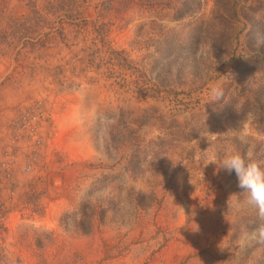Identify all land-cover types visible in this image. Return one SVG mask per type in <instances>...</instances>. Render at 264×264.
<instances>
[{"label":"rangeland","instance_id":"rangeland-1","mask_svg":"<svg viewBox=\"0 0 264 264\" xmlns=\"http://www.w3.org/2000/svg\"><path fill=\"white\" fill-rule=\"evenodd\" d=\"M56 1L0 0V264H264V218L220 167H264V68L234 71L264 52V0L110 38ZM76 1L88 21L105 3ZM37 13L51 30L26 29ZM249 112L262 135L242 142Z\"/></svg>","mask_w":264,"mask_h":264},{"label":"trees","instance_id":"trees-1","mask_svg":"<svg viewBox=\"0 0 264 264\" xmlns=\"http://www.w3.org/2000/svg\"><path fill=\"white\" fill-rule=\"evenodd\" d=\"M104 2V7L97 11V17L92 21H88L84 18V15H80L76 0H58L51 7L48 4L49 7L45 8V11H49L48 16L56 20H67L74 28L82 30L91 27L94 32L110 38L113 34L122 32L134 22L139 23L142 28L152 27L161 33L163 32V21L179 22L196 17L202 6L201 0H105ZM66 3L70 5L66 6ZM146 13H150L149 16H146ZM34 15L36 16H32V19L30 18L31 20L29 19L26 22V29L39 33L40 30H51L53 28L54 23L52 25L49 22L42 28L40 22L44 23L45 18L41 17L40 13ZM61 26L63 27V24ZM187 40L188 44H193L194 38L189 37ZM169 41L178 43L175 37L169 39ZM262 49L263 44L262 48L257 51L247 52L246 56H242L234 66V71L237 70V73L243 75L244 78H252V75H256L264 68V52L261 51ZM237 73L234 75H237Z\"/></svg>","mask_w":264,"mask_h":264},{"label":"clouds","instance_id":"clouds-1","mask_svg":"<svg viewBox=\"0 0 264 264\" xmlns=\"http://www.w3.org/2000/svg\"><path fill=\"white\" fill-rule=\"evenodd\" d=\"M213 94L217 100L223 96V91L214 89ZM257 117L254 113L245 114L244 118L238 122V126L233 130L236 138L242 142H246L250 136L260 137L262 134L254 127ZM251 154L242 156L236 152L225 159L221 163V168L231 173L235 172L238 178V187L242 189V193L246 194L243 200L239 194H233L232 206L239 208L241 204L254 207L258 215L264 218V167L255 160L248 159ZM229 206V200H228ZM260 235L264 236V227L260 229Z\"/></svg>","mask_w":264,"mask_h":264},{"label":"built area","instance_id":"built-area-1","mask_svg":"<svg viewBox=\"0 0 264 264\" xmlns=\"http://www.w3.org/2000/svg\"><path fill=\"white\" fill-rule=\"evenodd\" d=\"M23 126H37V124H33V125H30V124H25V125H23Z\"/></svg>","mask_w":264,"mask_h":264}]
</instances>
